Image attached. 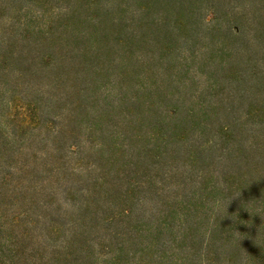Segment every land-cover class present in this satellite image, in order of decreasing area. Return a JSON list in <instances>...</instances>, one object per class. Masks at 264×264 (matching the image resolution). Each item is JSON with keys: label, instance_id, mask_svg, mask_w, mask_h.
<instances>
[{"label": "rangeland", "instance_id": "obj_1", "mask_svg": "<svg viewBox=\"0 0 264 264\" xmlns=\"http://www.w3.org/2000/svg\"><path fill=\"white\" fill-rule=\"evenodd\" d=\"M71 7L0 0V264H264V88L227 77L244 52L222 10L201 11L200 39L173 70L142 73L155 122L133 123L138 104L112 69L98 109L114 116L73 129L69 106L13 65L23 31ZM225 8L251 19V0ZM256 9L264 15V0ZM252 59L264 76V52Z\"/></svg>", "mask_w": 264, "mask_h": 264}, {"label": "trees", "instance_id": "obj_2", "mask_svg": "<svg viewBox=\"0 0 264 264\" xmlns=\"http://www.w3.org/2000/svg\"><path fill=\"white\" fill-rule=\"evenodd\" d=\"M67 1L73 7L60 20L43 29L23 31L24 44L13 65L23 84L30 87L35 82L48 87V93L57 99V109L69 106L67 121L75 124L73 129L94 113L105 118L110 115V119L114 116L113 111L98 109V96L113 75L112 69L119 74V87L125 85L134 91L130 95V90L126 97L129 106L138 104L133 123L146 126L155 122L158 110L152 106L147 111L140 103L139 93L146 90L143 83L139 84L142 73L145 75L159 63L166 64V71L173 70L171 61L183 44L193 46L200 39L197 31L203 20L201 11L206 7L221 9L225 23L234 30L227 32L241 42L244 53L237 57L235 68L228 71L227 77L242 73L243 84L248 86L255 80L256 88H264V76L253 72L252 64L253 56L259 50L264 52V15L256 9L260 0H251V19L236 8H225L240 0ZM251 20L257 23L254 35L247 37L246 26ZM155 90L156 95L160 89L157 86ZM159 97V104H163L166 95ZM70 133L76 134L75 130Z\"/></svg>", "mask_w": 264, "mask_h": 264}]
</instances>
